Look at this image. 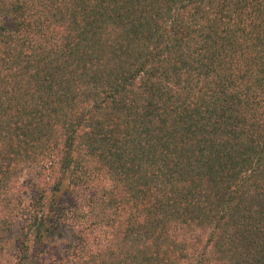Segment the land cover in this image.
I'll return each mask as SVG.
<instances>
[{
    "label": "trees",
    "instance_id": "trees-1",
    "mask_svg": "<svg viewBox=\"0 0 264 264\" xmlns=\"http://www.w3.org/2000/svg\"><path fill=\"white\" fill-rule=\"evenodd\" d=\"M264 264V0H0V264Z\"/></svg>",
    "mask_w": 264,
    "mask_h": 264
},
{
    "label": "rangeland",
    "instance_id": "rangeland-1",
    "mask_svg": "<svg viewBox=\"0 0 264 264\" xmlns=\"http://www.w3.org/2000/svg\"><path fill=\"white\" fill-rule=\"evenodd\" d=\"M2 260L5 262V264H14V258L12 257L11 253L2 255Z\"/></svg>",
    "mask_w": 264,
    "mask_h": 264
}]
</instances>
